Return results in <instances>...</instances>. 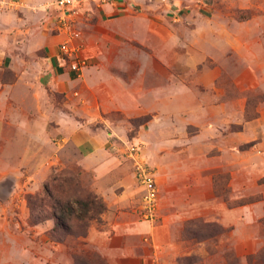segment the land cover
I'll return each instance as SVG.
<instances>
[{
  "label": "rangeland",
  "instance_id": "rangeland-1",
  "mask_svg": "<svg viewBox=\"0 0 264 264\" xmlns=\"http://www.w3.org/2000/svg\"><path fill=\"white\" fill-rule=\"evenodd\" d=\"M145 4L147 8L133 9L135 32L128 36H105L107 30L93 27L88 43L104 54L96 59L97 67L89 77L85 72L77 80L72 95L55 89L59 83L43 65L44 51L38 52L42 63L32 65L22 75L18 60L13 66L4 62L0 65V114L9 116L0 119V264H75L71 248L79 250L80 243L70 237L63 242L50 237L55 221L52 202L45 198L46 188H54L67 201L80 199L83 190L96 193L103 201L105 212L90 224L87 237L80 241L86 245L83 248L102 256L90 241L91 233H112L111 223L118 214L98 194L95 174L86 169L88 164L74 145L72 134L105 136L109 146L122 153L129 186L138 194L126 151L129 144L142 147L159 183L157 216L151 222L157 224L166 204L172 201L182 205L184 198L191 196L199 163L205 170L211 166L208 157L214 153L198 152V147L207 148L209 139H214L208 135L209 125L223 119L209 111V102L226 101L228 109H233L245 101V118L251 121L257 117L264 103L260 65L264 49L256 51L255 56L249 51L241 54L233 46L237 38L248 43L247 33L264 34V0H145ZM96 20L88 22L95 24ZM21 80L39 85L6 88ZM76 91L82 95H75ZM32 94L40 99L39 109ZM237 127L234 124L229 131ZM161 162L173 178L170 184L160 178ZM229 179L221 169L213 176L217 196L232 206ZM141 196H135L137 200L127 209L129 214L118 221H146L141 213ZM36 198L45 199V206L39 207V201L29 203ZM259 198L253 194L246 201L252 204ZM193 220L188 215L181 222V240L187 246L210 240L209 251L216 259L209 264H264V247L249 251L241 261L235 249L220 243L222 238H232L230 228L213 223L217 225L215 236L202 239L195 234ZM261 224L264 236V218ZM111 233L107 237L113 242ZM197 263L196 256L180 260V264Z\"/></svg>",
  "mask_w": 264,
  "mask_h": 264
},
{
  "label": "crops",
  "instance_id": "crops-1",
  "mask_svg": "<svg viewBox=\"0 0 264 264\" xmlns=\"http://www.w3.org/2000/svg\"><path fill=\"white\" fill-rule=\"evenodd\" d=\"M147 7L145 0H75L77 16L74 28L80 33V38L71 42L70 46L77 50L76 59L85 64L82 74L77 75L70 69L72 60L65 58L60 51L66 37L59 29L57 31L59 9L55 0H0V65L4 62L13 66L12 63L18 60L22 70L17 71L22 75L27 68L42 63L38 61V52L44 51L46 62L43 65H47L51 77L59 83L55 89L72 95L71 90L77 80L85 72L89 77L97 67L96 59L104 54L103 50H97L88 43L93 27L97 25L107 30L105 36H128L135 32L133 9ZM91 18L97 19L95 24L88 22ZM245 38L248 43H242L245 39L237 38L233 46L241 54L249 51L250 55L254 53L257 56L256 51L264 49V34L247 33ZM90 63L93 65L88 69ZM260 65L264 73V62ZM37 85L21 80L6 88L28 89ZM77 94L82 95L76 91ZM3 97L6 98V94ZM34 98L39 109L40 99L36 95ZM208 106L219 120L223 119L222 123L213 121L209 125L208 135H213L214 139H209L207 148L203 145L198 147V152L207 150L209 154L214 153V156L208 157L211 166L205 170L199 163L194 170L191 196L186 195L182 205H174L172 201L166 204L162 220L157 224L142 219L123 218L118 221L124 214H129L127 209L137 200L135 196H143V188L133 173L140 192L138 194L131 189L128 168L122 162L123 155L109 146L105 136L72 134L74 145L88 164L86 169L95 174L98 194L107 202L109 209L118 214L116 221L111 223L112 233L95 231L90 236L92 245L112 264H180L183 257L191 256L198 257L197 264L215 262L216 255L209 251L210 240L198 246H187L188 243L181 240V222L188 215L230 228L232 238H222L220 243H224L223 247L235 249L241 261L245 260L249 251L254 253L264 247V236L260 233L264 218V103L259 106L257 117L251 121L245 118V101L240 102L239 108L235 106L233 109H228L226 101L219 103L218 100L209 102ZM2 117L9 118L8 113L0 114V119ZM234 124L238 125L237 129L229 131ZM149 165L156 170L150 162ZM217 169L230 176L227 187L229 200L234 202L232 206H228L215 192L213 176ZM167 172L161 162L160 178L170 184L173 178ZM156 182L159 188L157 174ZM253 194L260 196L259 201L248 204L246 199ZM110 233L115 238L113 242L107 237ZM214 244L213 240V250Z\"/></svg>",
  "mask_w": 264,
  "mask_h": 264
},
{
  "label": "trees",
  "instance_id": "trees-1",
  "mask_svg": "<svg viewBox=\"0 0 264 264\" xmlns=\"http://www.w3.org/2000/svg\"><path fill=\"white\" fill-rule=\"evenodd\" d=\"M54 191V192H53ZM80 199L64 200L59 197L58 192L52 188H46L44 191L45 198L48 197L52 202V218L55 221V226L50 233L51 239L56 242H63L66 238L70 237L75 239L77 243L82 247H78L79 250H73L72 256L75 260V264H108L107 260L100 254L91 249L83 248L86 246L81 240L87 237L90 224L93 221L99 219L100 215L105 212L106 208L103 201L98 197L96 193L88 192L86 190L81 191ZM29 199V203L33 204L39 199ZM45 199H40L39 207H44ZM41 204V205H40ZM75 205L77 210L71 205ZM193 227H195V234L202 239H208L215 236L214 228L217 227L213 223H204L200 219L193 220ZM197 225H202L198 227ZM204 226V228H203ZM58 235H63L60 237ZM82 243V244H81ZM262 258V257H261ZM264 259V256H263Z\"/></svg>",
  "mask_w": 264,
  "mask_h": 264
},
{
  "label": "built area",
  "instance_id": "built-area-1",
  "mask_svg": "<svg viewBox=\"0 0 264 264\" xmlns=\"http://www.w3.org/2000/svg\"><path fill=\"white\" fill-rule=\"evenodd\" d=\"M74 2L75 0H55V4L59 9L56 19L59 31L66 37L65 42L60 46V51L65 58L72 60L70 64L71 71L77 75H81L85 64L76 59L77 50L70 46V43L77 40L80 36L74 28L77 16ZM126 155L132 162L139 185L144 190L141 202L142 216L146 221L154 222L159 206V188L156 182L155 171L149 165L140 145H127Z\"/></svg>",
  "mask_w": 264,
  "mask_h": 264
}]
</instances>
